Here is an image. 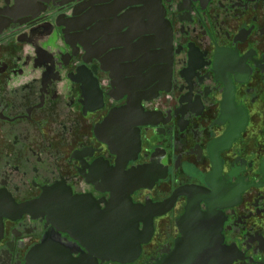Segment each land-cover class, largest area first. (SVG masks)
I'll return each instance as SVG.
<instances>
[{
  "label": "flooded vegetation",
  "instance_id": "1",
  "mask_svg": "<svg viewBox=\"0 0 264 264\" xmlns=\"http://www.w3.org/2000/svg\"><path fill=\"white\" fill-rule=\"evenodd\" d=\"M133 1L0 0V264L95 258L66 230L129 205L125 264H264V0H159L163 44Z\"/></svg>",
  "mask_w": 264,
  "mask_h": 264
},
{
  "label": "water",
  "instance_id": "2",
  "mask_svg": "<svg viewBox=\"0 0 264 264\" xmlns=\"http://www.w3.org/2000/svg\"><path fill=\"white\" fill-rule=\"evenodd\" d=\"M61 1L67 3L73 0ZM158 2L159 0H134L131 3L141 5L139 8L141 13H139V15L143 14L144 18L150 21L153 19V14H159L161 20L160 37L163 44L166 36V29L163 20V9L161 6L159 7ZM143 214V209L135 208L131 205H129L128 209L125 211L112 209L108 212L103 211L102 213H98L91 234L83 238L79 237L73 229H67L66 231L69 232L72 238L78 240L81 245L88 250L95 252V258L72 259L70 257L58 258L53 256L43 259H32L31 264H98V260L101 262H117L121 264L131 263L138 258L141 245L148 242L152 234L153 214L151 213L146 217ZM143 218L145 220H141ZM140 223L143 224L142 229L139 228ZM190 227L191 230H189L187 234L184 233L185 237L182 240L184 254L186 245L192 244L196 246L201 243H214L211 237L208 239L201 237L204 235L201 230V228H203L202 222L200 223L193 220ZM208 234L214 235L212 231H209ZM200 252L201 251L198 253V257L200 256ZM172 264H188V259H182L180 256L174 257Z\"/></svg>",
  "mask_w": 264,
  "mask_h": 264
}]
</instances>
